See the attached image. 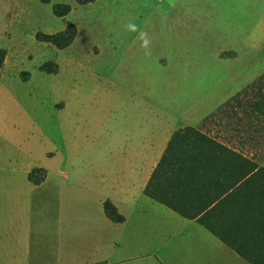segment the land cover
I'll use <instances>...</instances> for the list:
<instances>
[{"label":"rangeland","instance_id":"obj_1","mask_svg":"<svg viewBox=\"0 0 264 264\" xmlns=\"http://www.w3.org/2000/svg\"><path fill=\"white\" fill-rule=\"evenodd\" d=\"M71 26L64 50L36 39ZM0 48V264H70L67 224L103 216L107 173L151 133L162 150L179 128L229 138L242 109L264 121V0H0Z\"/></svg>","mask_w":264,"mask_h":264},{"label":"crops","instance_id":"obj_2","mask_svg":"<svg viewBox=\"0 0 264 264\" xmlns=\"http://www.w3.org/2000/svg\"><path fill=\"white\" fill-rule=\"evenodd\" d=\"M246 113L234 117L229 138H217L237 155L199 160L198 170L161 171L154 180L173 134L183 128L166 133L162 150L157 130L138 153L120 157V170L103 181V216L67 224L70 264H264V121ZM48 174L40 185L29 175L28 181L40 187ZM152 181L168 204L146 195ZM108 201L123 221L108 218Z\"/></svg>","mask_w":264,"mask_h":264},{"label":"trees","instance_id":"obj_3","mask_svg":"<svg viewBox=\"0 0 264 264\" xmlns=\"http://www.w3.org/2000/svg\"><path fill=\"white\" fill-rule=\"evenodd\" d=\"M44 1L47 3L48 0ZM94 2L95 0H77V3L81 6ZM70 11L71 9L69 6L54 7V15L57 18H65ZM76 36L77 29L76 27L71 26L64 32L53 35L38 33L36 35V39L41 43L50 44L59 50H64L73 43ZM6 58V51L0 48V70L5 66ZM246 94L247 91H244V95ZM220 112L224 113L223 110H219V114ZM217 154L237 155L236 152L231 151L229 148L219 143L216 138L208 133H203L200 129L193 127L180 129L173 134L165 155L154 173V180L161 171L174 174L177 172L184 173L192 170H198L199 166L203 165V163H200L199 160L210 158L211 156H215ZM37 172L41 173L42 170L34 169L29 175V181L35 185H40L45 181L46 176L44 174V177L35 179V173ZM145 193L159 202L168 204V201H165L158 195V190L154 187L153 181L149 184ZM104 211L108 218L112 221H123V218L118 214L116 208L111 202L108 201L105 203Z\"/></svg>","mask_w":264,"mask_h":264},{"label":"clouds","instance_id":"obj_4","mask_svg":"<svg viewBox=\"0 0 264 264\" xmlns=\"http://www.w3.org/2000/svg\"><path fill=\"white\" fill-rule=\"evenodd\" d=\"M170 4H171V0H170ZM171 6H174V4H172ZM126 28L129 32H139V39L142 41L141 43V47L143 49H145V54L146 55H150V49L149 46L151 44V40L148 37L147 33L140 30L138 25H136L135 23H128L126 25Z\"/></svg>","mask_w":264,"mask_h":264}]
</instances>
